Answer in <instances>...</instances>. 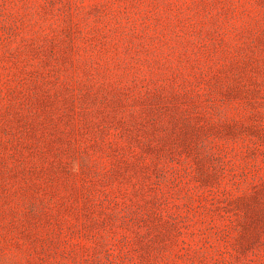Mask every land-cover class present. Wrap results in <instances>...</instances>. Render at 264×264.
<instances>
[{
	"label": "rangeland",
	"instance_id": "rangeland-1",
	"mask_svg": "<svg viewBox=\"0 0 264 264\" xmlns=\"http://www.w3.org/2000/svg\"><path fill=\"white\" fill-rule=\"evenodd\" d=\"M0 264H264V0H0Z\"/></svg>",
	"mask_w": 264,
	"mask_h": 264
}]
</instances>
